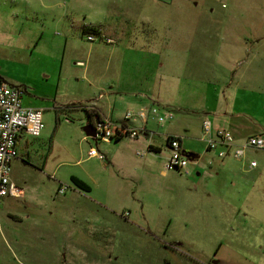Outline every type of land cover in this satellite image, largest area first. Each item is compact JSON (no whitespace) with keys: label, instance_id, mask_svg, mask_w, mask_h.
I'll return each mask as SVG.
<instances>
[{"label":"rangeland","instance_id":"1","mask_svg":"<svg viewBox=\"0 0 264 264\" xmlns=\"http://www.w3.org/2000/svg\"><path fill=\"white\" fill-rule=\"evenodd\" d=\"M175 1L167 14L160 9L152 15L166 14L165 42L179 35L182 50L189 47L192 35L198 41L204 40L206 31L215 33L216 27L207 26L212 21L248 20L257 25L255 13H231L230 5L264 10V0ZM13 21L9 7L0 8V31H10L9 42L0 34V55L10 73L18 72L20 59L26 63L28 58L23 48L18 49ZM44 34L51 39L56 35ZM197 56L190 55L189 67L175 77L180 83L177 100L183 104L190 101L184 85L194 77L195 68L211 72L213 78L223 69L220 59L214 64L204 53ZM203 57L206 61L198 59ZM136 62V67L141 64ZM116 107L119 114L130 108ZM193 111L172 108L171 121L150 120L149 129L155 132L151 141L161 150L148 152L150 139L143 134L102 141L85 135L83 111L43 110L40 137H29V159L18 154L10 163L11 180L21 195L4 198L0 206V264H264V149L248 150L257 164L253 169L249 160L234 158L227 159L218 175L207 158L197 165L191 160L188 174L166 168L169 149L162 134L167 129L182 136L187 152H205V144L195 139L203 135L193 119L200 111ZM92 147L106 160L90 156ZM72 176L90 190L76 188ZM220 241L228 248L219 250ZM175 242L177 249L170 246ZM219 258L224 260L219 263Z\"/></svg>","mask_w":264,"mask_h":264},{"label":"crops","instance_id":"2","mask_svg":"<svg viewBox=\"0 0 264 264\" xmlns=\"http://www.w3.org/2000/svg\"><path fill=\"white\" fill-rule=\"evenodd\" d=\"M177 3L175 0H0V8L9 7L14 18L18 49L23 48L28 56L26 63H20L23 62L20 59L18 72L10 73L7 66L3 67L6 61L0 55V78L23 88V105L42 112L47 109L81 110L87 123L93 110L99 118L122 122L127 110L137 111L144 106L156 105L163 111H172V108L183 113L200 111L199 117L193 118L200 127L201 121L209 118L213 127L228 128L238 143L257 133L264 135L263 6L230 5L231 13H255L257 25H250L248 20L242 23L217 20L216 24L212 21L207 26L216 27L215 33L214 30L210 34L206 31L207 34L202 36L204 40L198 37V41L192 40V35L189 47L182 50L179 35L170 36L168 43L164 36L166 9ZM160 9L162 12L165 9L166 14L153 17L152 12ZM151 28L152 43L149 38ZM7 32L0 31L4 42H9ZM44 32L56 35L51 39ZM88 34L112 38L114 42L89 41L86 39ZM44 45H49V49L45 50ZM201 53L208 62L212 58L214 64L220 59L223 69L217 70L213 78L211 72L209 75L195 68L194 77L188 78L189 84L184 85L190 101L180 103L177 100L180 83L175 77L180 76L181 69L189 67L190 55ZM198 59L206 61L204 57ZM136 60L141 61L137 67ZM26 66L27 70L24 69ZM21 71L23 74L18 76ZM86 105H90V109L81 108ZM118 105L130 108L120 115L116 112ZM150 120L160 124L153 119L147 122V130L152 133L151 137L144 134L150 139L147 151H159V145L151 141L155 132L149 129ZM128 122L132 126L141 124L137 120ZM164 133L167 149L169 136H178L182 147V136L170 129ZM29 137L35 140L40 136L20 135L16 159L18 154L24 160L29 159ZM195 139L205 144V152L198 155L182 147L183 152L190 153L196 165L209 159V167L218 175L226 168L227 159L233 157L228 153L220 157L217 150H208L204 133ZM247 153L248 150L237 160L254 161ZM101 154L106 160L105 154ZM217 221L219 217L215 219ZM228 246L220 241L218 249ZM223 260L219 258V263Z\"/></svg>","mask_w":264,"mask_h":264},{"label":"built area","instance_id":"3","mask_svg":"<svg viewBox=\"0 0 264 264\" xmlns=\"http://www.w3.org/2000/svg\"><path fill=\"white\" fill-rule=\"evenodd\" d=\"M86 39L94 41L99 39L106 43H113L114 39L88 34ZM23 88L10 85L0 78V206L6 197L16 198L21 195L19 189L11 180L10 163L17 157V141L20 135L25 134L31 137H38L44 128L42 110L31 108L22 104L21 97ZM81 108L90 109V105ZM174 118L171 110H161L156 105L144 106L137 111L127 110L122 122H113L109 118H93L89 122L94 130L96 139L102 141L117 140L124 136L131 139L139 135L150 136L147 130L149 119L158 123H165ZM140 121V126H132L128 121ZM202 132L205 135L206 147L208 150H217L220 157L230 154L234 159H240L243 154L251 149L255 151L264 149V136L257 133L236 142L234 134L225 127H213L209 118L201 121ZM151 137V136H150ZM167 147L169 155L166 158V168L175 169L184 174L188 173L187 167L191 161L190 156L183 152L180 138L178 136L167 137ZM138 155L143 153L138 151ZM90 156H96L101 161H105L103 154L99 153L95 147L90 148ZM256 166L255 161L250 162V167ZM62 190V189H61Z\"/></svg>","mask_w":264,"mask_h":264},{"label":"trees","instance_id":"4","mask_svg":"<svg viewBox=\"0 0 264 264\" xmlns=\"http://www.w3.org/2000/svg\"><path fill=\"white\" fill-rule=\"evenodd\" d=\"M85 109V108H84ZM86 110H88V109H86ZM90 111V110H89ZM89 119H90V122L92 123L93 122V118L94 117H97V118H99V115H98V113H97V111L96 110H93V111H91L90 113H89ZM118 140V139H117ZM116 140V141H117ZM158 151V150H157ZM186 154H188V153H186ZM190 154V153H189ZM191 155V154H190ZM191 157V156H190ZM71 183L76 187V188H79V190H81V191H89L90 190V186L87 184V183H85L83 180H81V179H79V177H77V176H72L71 177Z\"/></svg>","mask_w":264,"mask_h":264},{"label":"water","instance_id":"5","mask_svg":"<svg viewBox=\"0 0 264 264\" xmlns=\"http://www.w3.org/2000/svg\"><path fill=\"white\" fill-rule=\"evenodd\" d=\"M82 130L84 131L86 136H90L92 138L95 137V130L93 126L90 123H86L83 127ZM186 156H190V154H186Z\"/></svg>","mask_w":264,"mask_h":264},{"label":"flooded vegetation","instance_id":"6","mask_svg":"<svg viewBox=\"0 0 264 264\" xmlns=\"http://www.w3.org/2000/svg\"><path fill=\"white\" fill-rule=\"evenodd\" d=\"M177 245H178V244H176V242H175L174 244H170V246H171L172 248H176V249H177ZM162 246H163V247H166V248L169 247L167 244H163Z\"/></svg>","mask_w":264,"mask_h":264}]
</instances>
